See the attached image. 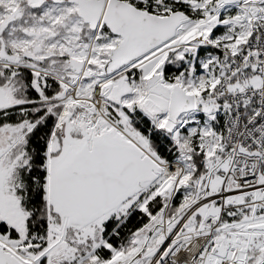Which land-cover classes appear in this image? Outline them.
Masks as SVG:
<instances>
[{
    "label": "snow or ice",
    "instance_id": "obj_1",
    "mask_svg": "<svg viewBox=\"0 0 264 264\" xmlns=\"http://www.w3.org/2000/svg\"><path fill=\"white\" fill-rule=\"evenodd\" d=\"M0 264H264V0H0Z\"/></svg>",
    "mask_w": 264,
    "mask_h": 264
}]
</instances>
